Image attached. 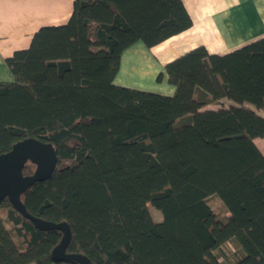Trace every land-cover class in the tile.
<instances>
[{"label":"trees","instance_id":"trees-1","mask_svg":"<svg viewBox=\"0 0 264 264\" xmlns=\"http://www.w3.org/2000/svg\"><path fill=\"white\" fill-rule=\"evenodd\" d=\"M192 26L182 0H75L66 25L41 28L6 59L13 81L0 82V156L27 138L54 146L53 175L22 201L31 215L70 226L68 253L93 264H264L255 143L264 117L248 107L264 111V37L168 63L172 96L115 84L130 47L152 49ZM223 100L232 105L204 109ZM0 213L22 241L0 214V264H79L52 259L60 231L37 229L8 198Z\"/></svg>","mask_w":264,"mask_h":264},{"label":"crops","instance_id":"crops-1","mask_svg":"<svg viewBox=\"0 0 264 264\" xmlns=\"http://www.w3.org/2000/svg\"><path fill=\"white\" fill-rule=\"evenodd\" d=\"M182 1L193 20V26L152 49H147L142 43L130 47L122 56L120 71L115 78L116 85L131 87L123 73H134V69L129 68L131 56L140 51L147 54L152 63L151 69L142 73V80L147 76L150 84L155 86L152 92L172 96L175 87L167 83L165 75L168 63L200 46H204L211 54L224 55L264 37V0ZM74 2L0 0V82L13 81L6 59L17 51L29 49L34 34L41 28L66 25L72 16ZM149 51L155 52V62ZM160 73L164 74L161 83L157 82ZM260 150L264 153V150Z\"/></svg>","mask_w":264,"mask_h":264},{"label":"water","instance_id":"water-1","mask_svg":"<svg viewBox=\"0 0 264 264\" xmlns=\"http://www.w3.org/2000/svg\"><path fill=\"white\" fill-rule=\"evenodd\" d=\"M35 170L32 175H24L27 164ZM57 153L52 144L43 143L35 138H27L17 142L9 151L0 156V203L8 198L12 206L41 231H60L63 236L60 243L52 251V259L56 262L93 264L91 260L78 253H68L72 232L66 222L54 223L31 215L22 201V195L36 183L49 179L57 168Z\"/></svg>","mask_w":264,"mask_h":264},{"label":"rangeland","instance_id":"rangeland-1","mask_svg":"<svg viewBox=\"0 0 264 264\" xmlns=\"http://www.w3.org/2000/svg\"><path fill=\"white\" fill-rule=\"evenodd\" d=\"M149 52L152 53L151 56L153 57V61L155 62V52H154V51H149ZM141 55H143V52H140V51H139L138 53H134V54L131 56V60H130V64H129V66L132 67L135 71H138V66H134V65H138V63H139V61H140L139 57H140ZM150 66L152 67V63H151ZM150 69H151V68H150ZM140 73H142V72H140ZM133 74H134V73H133ZM123 76L125 77V73H123ZM133 76H134V75H133ZM130 77H131L130 75H128V76L125 77V78H127V80L130 82L129 85H131V87H129V88L139 89L137 86H140V87H143V88L147 89V90H144V89H143L144 91H151V92L155 89V88H154L155 86H154L153 84H150L148 77H146L145 80H139V79H138L139 81H142V83L139 82V81L137 82L136 79H131V80L128 79V78H130ZM138 83H139V84H138ZM141 90H142V89H141ZM231 105H232V103H231L230 101H228V100H223V101H221V102L218 103V104H211V105L205 107L204 109H205V110H218V109H220V108H228V107H230ZM248 107H250V108H252L253 110H255L256 113L259 114L260 116H263V117H264V111H262V110H257V109H255V108H253V107H251V106H248ZM256 144L258 145V147H259L260 149L264 150V139H257V140H256ZM210 203H211L212 208L218 213V216H219V217H221V218L224 219L225 216L228 215V211H227L226 207L224 206V204L222 203V201H220L218 198H216V197H211V198H210ZM148 207H149L150 212H151L153 218L155 219V221H157V222L162 221V215H161V213H160L158 210H156L154 207H152L151 205H149ZM0 214H1V213H0ZM1 216H2V218L5 220L6 227H7L9 230H11L15 242H16L20 247H22V246H21V245H22V244H21L22 241H21V239L17 236V234H16V232L14 231L13 226L11 225V223H8V222L6 221V217H5L4 214H1Z\"/></svg>","mask_w":264,"mask_h":264},{"label":"bare ground","instance_id":"bare-ground-1","mask_svg":"<svg viewBox=\"0 0 264 264\" xmlns=\"http://www.w3.org/2000/svg\"><path fill=\"white\" fill-rule=\"evenodd\" d=\"M139 59H140V61H139V63H138V65H134V66H138V71H135L134 70V74L133 73H130V72H125V76H128V75H130L131 77L130 78H128V79H138V77L140 76H142L141 77V79H139V80H142L143 79V76H144V74H142V73H144V72H146L147 73V71H149L150 70V68H151V64H150V62H149V59H148V57H147V54H143V55H141L140 57H139ZM129 68H132V67H129ZM133 69V68H132ZM137 72H142V73H137ZM142 74V75H141ZM134 75V76H133ZM146 76V75H145ZM147 77V76H146ZM145 77V78H146ZM145 80V79H144Z\"/></svg>","mask_w":264,"mask_h":264}]
</instances>
